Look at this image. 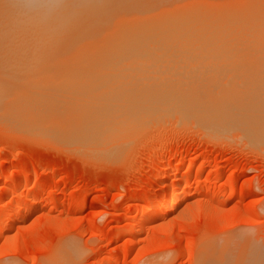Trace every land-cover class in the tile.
<instances>
[{
    "label": "rangeland",
    "instance_id": "rangeland-1",
    "mask_svg": "<svg viewBox=\"0 0 264 264\" xmlns=\"http://www.w3.org/2000/svg\"><path fill=\"white\" fill-rule=\"evenodd\" d=\"M205 1H201V4L202 2L204 3L203 6L208 5L210 2L209 0L206 1L207 3ZM229 1L227 0V2ZM233 1L231 0L229 2L231 5L229 4L230 6H227L228 9L225 6L228 3L223 2V6L220 4L222 9L225 8L223 10L221 9L223 12L216 11V13H213L214 18L211 16L212 14L209 17L211 16L210 18L214 20L213 23L215 25L220 22L219 25L224 27L218 25L219 29L221 28V31H224L222 32L223 35L228 36L231 32L236 36L241 34L240 31L247 30L250 33L254 25H259L258 23L263 17V15L260 17V15L264 13V7H261L264 5V0H256L257 2L255 0H235L233 7L235 6L237 9L232 7ZM212 2L214 0L210 3ZM217 2L221 1L218 0ZM236 2L239 4L238 6H236ZM209 8L211 7L206 9ZM239 10H241L239 13L242 15L240 14L238 16L236 12ZM208 12L210 11L208 10L206 13ZM259 12L261 13L260 15ZM225 14L227 17L231 15L230 18L225 17ZM232 14L234 16L236 14L238 20H236L237 17L232 19ZM209 17H207V21L210 19ZM217 19L219 20L217 21ZM224 21L227 22L224 23ZM234 23L236 25H233ZM214 27L216 28V26ZM230 28L232 31L229 30ZM233 28L235 29L233 30ZM235 30L237 32L239 31V33L235 32ZM256 33L252 38H255ZM232 36L229 38V35L227 38L232 39ZM243 36L247 38L245 35H241V37H237L238 41L241 42L240 39ZM220 37L219 40L222 41ZM256 37L258 38V35ZM249 38L245 42H248ZM74 40L76 41V39H64V42L57 44L53 51L52 48L49 49L52 54L55 53L58 55L54 61L58 62L62 58L64 60L68 54L77 58L79 56V58L86 56V47L80 45V43H83L81 41L82 39L78 41H81L79 44L74 43ZM76 45L78 46L77 48L75 47ZM59 46L64 48L61 49ZM240 46L237 47L236 51V47H224V49L223 47H174L172 48L174 49L173 51L171 48H168V50H166L167 48H163L158 52L160 54L163 52L160 57L162 59L158 57L157 60L156 58L155 60L157 62L155 60H145L144 64L139 63L141 66L134 62L138 67L133 64L136 67L133 70H130L132 66L129 65L128 70L134 71V73L135 71L141 72L137 73L139 78L134 79L131 77L133 78L131 80L128 77L127 83L122 78L126 84L130 85L133 80L137 79V82L133 81L132 87H134L141 78L142 81L140 80V83L136 87L138 89H142L143 86L146 88V77L152 72L153 74L147 77L149 81H147L146 85L148 84L149 87L150 82L152 83L153 81L156 83L158 81L159 84L157 86H160L156 89V85L153 86L154 84L152 83L153 87L151 86L150 88L151 93L154 88V91H157L161 87L167 89L168 93H175L176 91L180 93H172L174 98H170L172 94L169 93V96H167L162 93L164 92L163 90L160 93L158 92L159 96L162 93L163 96L161 97L163 98H158L160 101L157 98V100L153 98L154 100L152 102L156 106L150 101L152 98L149 100L150 102L147 101L152 94L155 95V92L152 94L149 92L151 95L148 97L149 93L147 94L144 91L147 94L145 97L144 92L140 89L139 91L141 92L139 93H143V97L141 94L139 98L136 95L138 98V101H136L137 99H132L136 97L133 96L136 93L132 96L128 94L125 96V100L126 98L128 100L126 102L123 97L125 94L121 96L119 93L122 104H124L123 102L126 103L125 108L131 105H127L128 102L135 105L132 104V107H134L132 109L129 108L133 113L127 109L128 113L130 112L129 115H132L129 116L127 113L122 114L125 112L123 110L120 111L121 114L117 112L120 114H117L118 116L116 113L115 116L113 114L114 119L110 115L108 119L104 117L106 120L113 119L110 120L112 121L111 123H107L113 124L111 128H114L112 129L114 133L110 130V125L108 126L105 121L107 124H104L106 126L105 130L107 128L108 130L106 132L101 130L103 135L99 132L100 135L97 136L95 134L96 136L94 135L89 142L87 140L80 142L81 145L79 143L77 145L75 141L74 145L72 140L64 139L67 135L64 138L57 135L56 138H53L55 135L47 132L40 133V131H35L36 129L29 131L31 127L26 126L25 121H23L22 125L21 120L7 119L6 121L5 118V121H3L1 117L0 264H264V140H257V137H255L253 139H255L256 143L252 141V138L248 139L250 136L249 131L246 129L245 131L243 130L246 126L245 123L248 122H246L247 116L251 118L253 115L256 116V118L253 116L254 120L250 118L249 124L252 121L254 123L255 120L260 121L264 119H259V117L264 115V106L261 105L264 104V98L262 97L264 93L261 92L258 94L260 92L259 89L256 92L257 86L259 88L264 86V84L258 85L259 83H264V78L262 79L264 75V62L262 64H259L260 62L254 64L253 62L248 63L249 61L247 60L249 57L246 59L247 55L242 54L244 57H240L241 54L239 51L241 52L244 48V46ZM82 47L84 48L82 49ZM73 48L76 49L73 50ZM245 48L247 50L249 49L248 46ZM70 49L72 50L70 51ZM190 49L191 52H189ZM49 50H46L47 53L43 50L45 55L41 53L42 51L39 52L41 55H37L38 52H25L22 55H11L13 58L10 60L7 59L11 58L10 56H0V87L3 86L2 88H6L8 84L11 85L12 83V81L9 83L6 81L11 76H5L7 75L5 74L7 73L6 70H9L8 72L10 73L14 72L18 74V78L22 80L23 78H27V83H29L28 80H33V77V81L43 79L42 76L45 79H47L46 76L50 78L52 72L51 76L48 73L52 70L48 68V64H50L48 60L51 59L53 61L52 59L55 54H51L53 57L51 58V52ZM64 50L65 52H63ZM184 50L185 52L188 50L187 52L191 55L186 53V56L191 58H195L196 56V59L199 61L184 62L182 58L189 59L182 55ZM198 50H202V54L201 51L200 54L203 57H205L204 52H206V56L212 55V53H217L216 55L220 56H218L219 58L217 60L215 56L213 58L210 57L212 61L209 59L202 60L203 57L199 56ZM237 50H239L238 54L240 55L236 54V58L240 60L235 57L229 60V56L226 55L231 52L233 56L235 52L237 53ZM250 50L245 52L250 54L252 53ZM222 51L226 55L223 56ZM233 51L235 52L233 53ZM260 51L262 50L259 49ZM175 52L176 54H174ZM194 52L197 53L195 54ZM179 54L183 56L181 58L183 61L181 60V62L177 61L180 59V57L177 59ZM249 54L248 56H250ZM168 56L170 59L173 57L174 61L169 60L167 63L168 60L166 58H169ZM1 58L2 61H5L6 66L9 61H11L9 65L14 63L16 58L15 63L20 66L18 59L26 58L24 62L21 60L23 63L21 65L23 67L25 66L24 68L29 71L27 72L23 68L25 72L21 70L19 74L17 71L19 66L17 67V64L14 63L15 68L14 65H12L13 67L11 65V67L9 65L6 67L2 65L4 62L1 61ZM241 58H245L247 62H240L242 60ZM63 60L59 63L63 64L65 62ZM54 63L52 62V64ZM151 63H153L152 66ZM148 64L150 66L147 68ZM157 64L159 67H157ZM118 65L116 64L117 67ZM126 65L123 64L120 66L125 68ZM43 66H48L49 71L46 68L44 70ZM55 66L52 65L54 70ZM142 66L145 68L142 69ZM59 67L60 69L63 68L60 65ZM150 67L151 69L149 70ZM4 68H6L5 73ZM146 68L147 70H145ZM157 68L160 71H156ZM257 69L258 71L254 73L253 71ZM125 70H127V67ZM145 71H148V75ZM250 71L253 74H259V79L253 77V74L250 76ZM261 71L263 73L260 74ZM30 72L33 75H31V78L29 76ZM142 72L145 73L146 77L145 75H140ZM163 73L168 75H165L166 78L164 79L161 78L164 77ZM24 74L25 77H20ZM27 74L29 77H26ZM13 75L8 80H12L14 78ZM153 76H156L155 79H150ZM180 76L183 77L180 78ZM251 77L257 78V80L254 82V79ZM167 78L168 80H166ZM14 79L16 80V78ZM128 79L130 82H128ZM185 80L191 81L187 82ZM244 80H247L246 82L252 80L254 83L251 85L258 81L253 88L251 87L252 89L255 88L256 96H252L255 94L252 92L250 94L251 96L249 95L248 97L246 90L250 83L248 82L246 84L245 82L244 84ZM166 81H169L171 84L168 82L167 85L164 84L163 86L162 83H166ZM125 83L121 85L125 87ZM140 84L143 86L141 85V87ZM180 84L183 85L179 86ZM11 86L13 87V84ZM11 86L8 87V91L7 88L5 91L0 90L1 98L5 96L6 92L10 93ZM188 86L189 88L187 89ZM245 88L247 89L245 90ZM228 89L229 91L227 92ZM261 90L264 91V88ZM136 92L138 93V90ZM238 92H243L246 96L244 97L243 93L242 95L241 93L237 95ZM187 93L192 94L186 95ZM176 94L179 96L182 95L181 97L177 95L179 98L176 96L178 101H176ZM226 96H232V98L229 99ZM144 97L146 99H143ZM165 97H167L166 100ZM188 97L193 99V102L191 100L189 101V103L191 102L190 104L187 103L189 100ZM207 97L208 99L211 97L209 100L211 103L209 104V101H207L208 104L204 105L203 103L206 102L205 99ZM235 97L239 100H236ZM246 97L248 99L250 97L255 99L251 100V102ZM256 97H258V101L255 102ZM244 98L248 100L247 103L250 104L248 106L252 107V110L250 108L251 111L245 107L246 102L244 103L243 101L246 99ZM170 99H173L174 102ZM221 99L224 103L221 102ZM120 100L118 99L117 101L119 102ZM142 100H145L147 104L150 103L151 106L150 104H145V108ZM202 100L205 101L201 102ZM259 100L261 103L257 105L260 102ZM198 101L201 103L199 106ZM227 101L228 103H226ZM239 101L245 104L244 106L242 105L245 110L241 104H238V107L235 106L237 103H240ZM165 102L168 103L166 104ZM216 103L217 105H215ZM253 104H256L254 108ZM140 105H143L144 110H142ZM212 105L215 106L213 107ZM184 106L188 109H185L187 112H184L185 114H183V111H185ZM217 106L220 112L215 109ZM150 107L154 109L150 110ZM168 107L170 109L172 107L174 112H172V109L169 111ZM196 108L199 110L198 114L195 113L197 111ZM233 108H235L234 110L236 108H243L242 110L244 112L238 109L236 111L240 114L233 112L231 115L234 116L230 118V113L233 111ZM255 108H258L259 116L257 111L253 114V110H256ZM209 109H213V113L211 112L213 117H211L210 113L205 114L210 111ZM189 110L193 111L194 115ZM214 110H217L216 115L214 114ZM246 110L248 112L245 113ZM227 112L229 113L225 115ZM250 112L252 115L249 114ZM218 113L221 115L219 116ZM242 113L246 114V116L243 117L244 114ZM125 114L128 115V119L134 118L133 120L130 119V124L127 122L129 121L128 119H126V122L124 121L126 124H121L123 123L121 122L122 119H125L123 118ZM104 116L108 115L105 114ZM216 116L219 117L217 118ZM222 116L223 118H221ZM121 117L122 119L119 120ZM227 117L233 120H227ZM220 118L222 120L225 118V123ZM115 119L116 121H114ZM211 119L214 120L211 121ZM19 121H21L20 125H16ZM226 121H229L227 125ZM233 121L239 123H235V125L232 123ZM261 122L264 125V120ZM44 130L47 131L46 129ZM107 132L111 135L109 134V136ZM67 134L68 137H71L70 135H74L75 133L69 132ZM101 135L102 138L99 141ZM103 136L105 137L104 140ZM94 137L96 139H93ZM82 143L84 144L82 145ZM160 187H163L165 193H169V196L161 203L155 200ZM168 197L170 200L173 198L174 200L176 199V202L169 207L170 209L167 207ZM148 205H150V208L154 207L159 210L157 216L149 219V222L139 218L141 211L148 207ZM135 226H139L137 231L132 230Z\"/></svg>",
    "mask_w": 264,
    "mask_h": 264
},
{
    "label": "bare ground",
    "instance_id": "bare-ground-1",
    "mask_svg": "<svg viewBox=\"0 0 264 264\" xmlns=\"http://www.w3.org/2000/svg\"><path fill=\"white\" fill-rule=\"evenodd\" d=\"M201 1L202 0H0V56L1 57H7V56L11 57V55L14 56L15 54H21L22 55V53H25V52H30V53L38 52L37 53V55H38L40 51H42L41 53H44L43 50H45V52L47 53L46 50H49L52 48V51H53V49L56 48L57 44H61L64 42V39H68V40L69 39H76V41L74 40V43L76 42V44H79L81 41H83V43H80V45H84L87 49L86 56H83L81 54L83 56L81 58H79L80 56L77 58V57H74L72 55L70 56L68 54L67 55L68 60H67V57L64 60L62 58V60L65 61V62H63V64L59 63L62 60H58V62L54 61L58 55L55 53H54L55 55L52 54L51 50H49L51 52L50 55L51 54L54 55V58L51 55V58H53L52 59L53 61H51V59H49L48 61L50 62V64H48L49 67L47 66L49 68V70H52V71H49L46 66H43L44 70L46 68V70L49 71L48 74L50 76H51V72H52V76L50 78H48V76H46L47 79H45V77L42 76L43 79L33 81L34 80V77H33V80L31 79V81H33V82L28 80L29 83H27V78H23V80H22V79L18 78L19 77L18 74L14 73V72L10 73V72H8L9 70L8 71L6 70L7 73H5L6 68H4V73L7 74V75H5V74L4 75L7 77L8 75L12 76L14 74L13 76H14V78H16V80L14 78H13L14 80L13 79L8 80V79H11V76L8 77L6 80V81H8V83L10 81H12L11 85L13 84V87L10 84H8V87L11 86L10 93L6 92L8 94L5 93L4 97H2V98L0 97V119L2 117L3 121H5L4 120L5 118H6V121H7V119L8 120H21L22 125H23V121H25V125L31 127L29 131H33L36 129L35 131H40V133L41 132H47L51 135L52 134L55 135L53 138H56V135L61 136L62 138H64L67 135L64 139H67L69 141L72 140L73 144L75 141V142H77L76 143L77 145H78V143L81 145L80 142H82V141L85 142L84 140H87L89 142L95 134H97V136L100 135L101 130L102 131L104 130L106 132L108 130V128H107V130H105L106 126H104V124H106L107 122L108 123L112 122L110 120L114 119L112 116L113 114L115 116V113L117 115L118 113H120V111L125 110V112H123L122 114L127 113L129 115V113L132 111L129 108L132 109L135 105L133 103L128 102L127 105L131 104L130 105L131 107L127 106L128 108H125L126 107L125 102L127 100V98L125 100L126 95L131 94L130 96H132L134 93H136L133 96L138 95V98H139L140 97L139 95L141 94L139 92L146 91L147 94L149 92L151 93V91H150L151 86L153 84H154L153 86H155V85L157 86L159 84L157 79H156L157 84L152 81L153 84L150 82L151 84L149 83V85H150L149 87H148V84L146 85L147 81H149L147 77L150 76V74H153L152 72L150 73V71H149V73H150L149 75H148V71H145V72H147L146 73L148 75L147 77H146L145 73H143V72H142V74H140L141 76L145 75V77L147 79V81L145 80V82H146L145 86H146V88L148 87L147 89L142 84H140V86L141 85L143 86L142 89L141 88L138 89L136 87V86H138L137 84L140 83V80L142 81L141 78L139 79V82L137 84H135V86H134L135 88L132 87L133 83H134L133 81L137 82L138 81L137 79H136L137 81L133 80L130 83V85L126 84L127 83L126 81H127L128 77H130L129 79H131V80L133 78L134 79L139 78L137 73H140L141 71H139V72L135 71V73H134V71H130V70H133V68L135 69L136 67H138L139 63L144 64L145 60L146 61L147 60L154 61L156 58L158 60V57L160 58L161 54H163V52H161V54L158 53L160 49L167 48L166 50H168V48L172 49L174 47H178V48L179 47H185V48H189V47L190 48H192V47H194V48H196V47H198V48L199 47L200 48L201 47L202 48H205V47L206 48L223 47V49H224V47H226V48L236 47L235 48V51H236L237 47L240 45L244 46L243 50L246 49L245 47L248 46V48H249L248 50L253 48L250 50L252 52L250 54L245 52V51L248 52V50L246 49L244 51L242 50L241 52L239 50H237V53L235 51H233V53L235 52V54L233 56L231 55V52H232L231 50H230L231 52H229V54H227V55L225 54L224 51H222L223 52L222 55L223 56L224 55L229 56V60H230V58H233V57L236 58V56H237L236 54H238V51H239V53L241 54L240 57H244V55L245 56L247 55L246 59L248 57L249 58L251 57V59L248 58V60H247V61H249L248 63L253 62V64H254L256 62H258V63L260 62L259 64H262L264 62V13L261 14L260 13L261 11L259 12V15L261 14L260 17H262V15H263V17L260 20V22L258 23L259 25H257V26L254 25V27L251 29V32H250V33H253L254 31H256L257 33L254 32L253 34H250V33H248L249 30H247V31H243V32L240 31L241 34L235 36L230 32V31H232L230 28L229 29L230 34H228V36L230 35L229 38H231L232 35L234 37L232 36V39H229V38H227L228 36L222 34V32H224V31H221V28L219 29L218 25L220 24V22H218L219 24L215 25V23H213L214 20H212L210 18L211 16L214 15L213 13H216V11L223 12L222 10L225 8L222 9V6H223L222 3L227 2V0L226 1L225 0H219L221 2H217L218 0H214V2H212V3H210L212 0H209L210 1L208 4L209 6L208 5L203 6L204 1L202 2V4H201ZM206 1H208V0H206ZM229 2H227L228 4L225 5L226 8H227V6L231 5ZM234 2H235V0L232 2V7H233ZM220 4L222 5L221 7H220ZM235 4H237V2ZM258 4H260V3H258ZM238 5L239 4H237L236 6H238ZM248 5H250V4H248ZM261 5H262V3H261ZM207 6L211 7V8L206 9V8H208ZM217 6H218V8H217ZM261 7H264V5ZM204 8H205V10H204ZM201 9H202V11H201ZM208 10L212 13H210V12H208L209 14L206 13ZM240 11L241 10L236 12V14L238 13V16L241 14V13H239ZM205 13H206V15L208 14L207 17H209V15L212 14L209 17L210 19L208 18L210 21L209 20L207 21V17L205 15ZM228 13H229V11H228ZM236 14H235V16L232 14L233 17H231V18L233 19L234 17H237L236 20H238V16ZM201 16L204 19L206 18V20H204ZM230 16L231 15H229L228 17L230 18ZM214 17L215 16H213V18ZM225 17H227V15ZM227 18H226V20H228ZM239 18H241V17H239ZM232 19H231V21H232ZM218 20L219 19H217V21ZM225 22H227V21H224V23ZM238 24H239V22H238ZM233 25H236V24L234 23ZM214 26H216V28H218V29H216ZM220 27H223V26L221 25ZM235 28H233V30ZM222 30H224V29H222ZM238 30H240V29L238 28ZM202 32H204V33H202ZM215 32H221V33L216 34ZM235 32H237V31L235 30ZM237 33H239V31ZM255 33H256V36L258 35V38L256 36H255V38H252L255 35ZM248 34L251 35L250 38H249L250 35L247 36ZM241 35H245L247 38H249L248 42L247 41L245 42V40L247 38H245L244 36H243L244 39L243 38L240 39L241 42L238 41V38H239V36L241 37ZM219 37L222 39V41L219 40ZM79 38L82 39L80 42H78L80 40ZM251 38H252V40H251ZM38 47H41V48H38ZM75 47L77 48L78 46L76 45ZM58 48H57V50H58ZM63 48L64 47H62L61 49H63ZM76 48H73V50ZM83 48L84 47H82V49ZM259 49L262 51L259 52ZM71 50L72 49H70V51ZM173 50L174 49H172V51ZM256 50H257V53H256ZM187 51L188 50H186V52H185V50L183 52L182 51H180V52H182V55H184V57H185L186 53H188L190 55L189 52H191V49L189 50V52H187ZM200 51L202 54V50H200ZM200 51L198 54H199V56L203 57V55L200 54ZM63 52H65V50ZM208 52H210V51H208ZM30 53H28V54L30 55ZM41 53L39 55H41ZM194 53L196 54L197 52H194ZM204 53H205L204 56L206 58L203 57L202 60L203 59L211 60L210 57L213 58L214 56H215V58L217 57L216 58V60H217L219 58L218 56H220V55H216L217 53H215V54L212 53L213 56L212 55L206 56V52H204ZM71 54H72V52H71ZM73 54H75V53L73 52ZM174 54H176V52ZM219 54H221V52H219ZM240 54H238V55H240ZM242 54H244V55H242ZM248 54L250 56H248ZM253 54H255V55L253 56ZM44 55H45V53H44ZM180 55L181 54H179V56L176 55V56H178L177 59H179V57H180L179 60L175 59L178 62H181L182 59H184V62L185 61L186 62L187 61H191V62L192 61H199L196 59V56H195V58L194 57L191 58V57L186 56L187 59L189 58L188 60H186L185 58H182L183 56H180ZM13 56L11 58H7V59L10 60L13 58ZM20 56H19V58H20ZM60 56H63V55H60ZM60 56H59V59H60ZM173 57H175V55H173ZM173 57L171 59H170V57L166 58V60H168L167 63L169 62V60L173 62L174 61ZM215 58H214V60H215ZM3 59H5V58H3ZM7 59H6V61H7ZM25 59L22 58L21 59L22 62H24ZM160 59H162V58H160ZM160 59H159V61H161ZM236 59H239V58H236ZM241 59L242 60L240 62H242V61L247 62L245 58L244 59L241 58ZM16 60H17V58H16ZM16 60L14 61V63L16 62ZM18 60L20 61L19 62L20 66H22L23 63L21 62L20 59H18ZM157 60H155V61L157 62ZM1 61H2V58H1ZM2 62H4L2 65L6 66L5 61L3 60ZM10 62L11 61L8 62V65ZM52 62L53 63L55 62V63L52 64ZM134 62H136V64H138V65L134 64ZM14 63H12L10 65L11 66L14 65ZM21 63H22V65H21ZM64 63H65V65H64ZM15 64H17V63H15ZM51 64L54 66L55 65L57 66V67L55 66V70ZM116 64L117 65L119 64L118 67L116 66ZM123 64H127L125 66V68L127 67V70H125V68L120 66ZM159 64H161V63H159ZM8 65L6 67H8ZM10 65H9V67H11ZM59 65L62 66L63 68L60 69ZM129 65L132 66V68L130 70H128ZM152 65H153V63H151V66ZM263 65H264V63H263ZM18 66L19 65L17 64V67ZM20 66L18 68L16 67L18 73H19V71L23 70V68L25 67V66L24 67L22 66L20 68ZM139 66H141V65H139ZM149 66L150 65L148 64L147 68ZM58 67H59V69H58ZM157 67H159V65ZM14 68H15V65H14ZM19 68H20V70H19ZM139 68H137V69H139ZM144 68L145 67H143L142 69H144ZM147 68L145 70H147ZM150 69H151V67L149 68V70ZM260 69H263V68H260ZM25 70L27 71V69H25ZM44 70H43V72H44ZM157 70L160 71V69H158V68L156 69V71ZM156 71H155V73H156ZM256 71H258V69L254 70L253 72L255 73ZM263 71H264V69H263ZM263 71H261L260 74L263 73ZM23 72H25V71L23 70ZM8 73H10V74H8ZM38 73H39V71H38ZM159 73H161V72H159ZM189 73H192V72H189ZM167 74H169V73H167ZM177 74H178V72H177ZM185 74H187V73H185ZM252 74L253 73L250 71V76ZM16 75H17V77H16ZM31 75H32V73L30 72V75H29L30 78H31ZM39 75H40V73H39ZM163 75H164V77H161L163 79L166 78V76H168L164 73H163ZM29 76H28V74L26 75V77H29ZM20 77H25V74L23 76H20ZM131 77H133V78H131ZM155 77L156 76H153L150 79L154 80ZM178 77H177V79H178ZM182 77L183 76H180V78H182ZM253 77L258 78L259 74H253ZM122 78L125 80L126 83L124 82V80ZM175 78H176V76H175ZM257 78L256 79L252 78V79H254L253 81L255 82L257 80ZM263 78H264V75H263L262 79ZM144 79H143V81H144ZM262 79H261V82H262ZM166 80H168V78ZM171 80H172V78H171ZM171 80H170V82H171ZM185 81H187V80H185ZM188 81H191V80H188ZM246 81L247 80H244L243 83L245 84ZM253 81L252 80L250 82L248 81L250 84H248V82H246V84H248V86H249V87L247 86L248 89L245 88V90L247 89L246 91H247L248 97L252 92L255 93V91H254L255 88L254 89H252V88L255 86L256 83H258V81L255 84L251 85L252 83H254ZM263 81H264V79H263ZM128 82H130V80ZM168 82L169 81H166V83H162L163 86H164V84L167 85ZM173 82H172V84H173ZM118 83H119V85H121L123 83H125L126 85H125V87H124V85L119 86V85H117ZM177 83H180V82H177ZM190 83H193V82H190ZM263 84L264 83L262 82V83H259L258 85L260 86ZM181 85H183V84H180L179 86H181ZM185 85H186V83H185ZM188 85H190V84H188ZM193 85H195V84H193ZM156 86H155V88L157 89L160 85L157 87ZM191 86H192V84H191ZM239 86H241V85H239ZM2 87L3 86L0 87L1 91H5L6 88L8 91L7 86H6V88L5 87L2 88ZM128 87H130V88L128 89ZM197 87H198V85H197ZM241 87H245V86H241ZM126 88H127V90H126L127 92L125 91ZM161 88L157 91H154V89H153L152 91L155 92V95H153L152 94L153 92H152L151 93L153 95V97H152V95L149 93L148 97L150 95H151V97L148 98L147 101L152 102V100H154L156 98L162 99L163 98V97H161V96H163L162 93L166 94L167 96H169L168 95L169 93L170 94L173 93V92L168 93L167 89H164V88L161 89ZM188 88H189V86L187 87V89ZM250 88H251V90H250ZM262 88H264V86L260 87V88L257 86L256 92H258L260 90V92H258V94H260L261 92L264 93V91L261 90ZM140 89H141V91H139ZM239 89H240V87H239ZM122 90H124L126 93ZM131 90H132V92H130ZM136 90H138L139 94L136 92ZM162 90L164 92H162L159 96L158 94ZM225 90H226V88H225ZM128 91H129V93H128ZM228 91H229V89L227 90V92ZM146 92H144V94ZM156 92H157V95H156ZM119 93L121 96L123 94H125L123 96L124 100H125V102H123L124 104H122V102H121L122 99L120 100L121 96L119 95ZM175 93H173V94H175ZM177 93H180V92L178 91ZM240 93L238 92L237 95H239ZM242 93H241V95H242ZM147 94H145L144 96L146 97ZM173 94L170 98L173 97ZM188 94L191 95L192 93H187L186 95H188ZM177 95L178 94H176L175 97ZM256 95H257V93H255L252 96H256ZM181 96L182 95H180L179 97H181ZM224 96H223V98H224ZM228 96H226V97H228ZM245 96H246V94H244V97ZM142 97H143V95H142ZM145 97L143 99H146ZM189 97L191 98V96H189ZM189 97H188L189 100L188 101L186 100L188 104L191 103V102L189 103L190 100L193 102V99H190ZM226 97H225V100H226ZM258 97H256L255 102L258 101L257 100ZM262 97L264 98V94H262ZM262 97H261V99H263ZM138 98L136 96L132 99L133 100L137 99L136 101H138ZM166 98L167 97H165V100H166ZM178 98L176 101H178ZM183 98H184V96H183ZM193 98H195V97H193ZM197 98H198V96H197ZM220 98H222V97H220ZM228 98L231 99L232 96L228 97ZM246 98H244V99H246ZM118 99L120 100L119 102L117 101ZM128 99H130V98H128ZM207 99H208V97L205 99L206 102L203 103L204 105L208 104L207 101H209L211 99V97H209L208 100ZM235 99H236V97H235ZM247 99L245 101H243V100L242 101L244 103L246 102L245 107H247V109L250 110V108H251V110H252V107L248 106L249 103H247V101L248 100L251 101L255 98L252 99V97H250L248 100ZM170 100H172V102H174L173 99H170ZM236 100H239V99H236ZM186 101H184V102H186ZM204 101L202 100L201 102H204ZM145 102H146L145 100H142V103H144V105L150 104V103L147 104ZM221 102H223V100ZM153 103L154 102H152V104ZM195 103H197V102H195ZM210 103L211 102L209 101V104ZM226 103H228V101ZM232 103H230V104L233 106ZM242 103L240 102V103H237L236 105L235 104L234 105L236 107H238L237 106L238 104H241V106L242 105L244 106L245 104L244 103L242 104ZM260 103H261V101L258 102L257 105ZM132 104L134 105L133 107H132ZM146 105L144 106L145 108H146ZM199 105H201L200 102H199L198 106ZM215 105H217V103ZM225 105H224V107H225ZM261 105L264 106V104H261ZM140 106L142 107V110H144L143 105H140ZM150 106H151V104H150ZM155 106H156V104H155ZM186 106H188V105H186ZM209 106H211V105H209ZM255 106H256V104L255 105L253 104V108ZM162 107H163V105H162ZM168 108H169V111L172 109V107H171V109H170V107H168ZM221 108L223 109L222 106H221ZM127 109L130 110L129 113H128ZM149 109L153 110L154 108L151 109V107H150ZM157 109H158V107H157ZM185 109H186V107L184 108V110ZM196 109H195V111H196ZM215 109L219 110L218 106ZM234 109L235 108H233V111L230 113V118L234 116V115L233 116L231 115V114H233V112L235 114H238L239 112L236 110L241 109V108H238V109L236 108V110H234ZM257 109L253 110L254 112L252 111L253 114L256 113ZM259 109H261V108L259 107ZM162 110H165V109H162ZM178 110H180V109H178ZM186 110H188V109H186ZM186 110L183 111V114H185L184 112H186ZM212 110H210L209 112H206L205 114L210 113V115H211L213 113ZM217 110L216 111L214 110L215 115H216ZM244 110H245V108H244ZM244 110H242V112H244ZM156 111H158V110H156ZM189 111L192 112V114H193V111H191V110H189ZM172 112H174L173 109H172ZM198 112H199V110L197 109V111L195 113L198 114ZM219 112H220V110H219ZM221 112H223V111H221ZM246 112H248V111L246 110L245 113ZM258 112H259V110L257 111V114L259 116ZM132 113H133V111H132ZM201 113L204 114L203 112H201ZM228 113L229 112H227L226 114L224 113V114L227 115ZM105 114H107L108 116H104ZM120 114H118V115H120ZM127 114L123 115L124 117L122 116L123 118H125L124 120L122 119V117L120 119L117 118L119 120L122 119L121 122H123V123H121V124H124L127 121L126 120V119H128ZM202 114H201V116H202ZM242 114H244V113H242ZM249 114H251V112ZM109 115L113 119L111 118L110 120H106V119H108ZM131 115L132 114H130L129 116H131ZM212 115H211V117H213ZM218 115L220 116L221 114L218 113ZM184 116H187V115H184ZM245 116H246V114L243 115V117H245ZM253 116H252V118L247 116L246 122L248 121L247 122L248 124L245 123L246 126H245V128L243 127L244 128L243 130L244 131H245V129L248 130L250 133V136H252V137L249 136L248 139H250V138L253 139V138L257 137V140L258 139L264 140V125H263V122H261L264 119H261L260 121L258 120L259 122L257 120H255L254 123H252L253 122L252 121L249 124L250 118L251 119H253L254 117L256 118V116H254V117ZM104 117L105 118L107 117V118L105 119ZM206 117H207V115H206ZM195 118H196V116H195ZM221 118H223V116ZM230 118L227 117V120H229ZM240 118H242V117H240ZM260 118H264V115L262 117H259V119ZM130 119L133 120L134 118H129L128 119L129 121H127V122H129L128 124H130ZM224 119L223 120L221 119L223 121V123H225V120H226V119L225 120ZM236 119H237V117H236ZM213 120L211 119V121H213ZM232 120L233 119H230V121H232ZM21 121H19V123L18 122L17 123L14 122V123H16V125L17 124L20 125ZM105 121H106V123H105ZM114 121H116V119ZM207 121H209V120L207 119ZM216 121H218V119H216ZM216 121H215V123H216ZM239 121H240V119H239ZM243 121H244V118H243ZM227 123H229V121L228 122L226 121V125H227ZM232 123L235 124L236 122L233 121ZM238 123H236V124H238ZM6 124H9V123L7 122ZM199 124H200V122H199ZM22 125H21V127H22ZM109 125H110V130L113 132L112 129H114V128L113 127L111 128V126H113V124H108V126ZM239 125H242V124H239ZM12 126H13V124H12ZM103 126H104V128H103ZM115 126L117 127V125H115ZM222 126H225V125H222ZM22 128H24V127H22ZM31 129H33V130H31ZM44 129H46L47 131H45ZM25 130H26V127H25ZM241 130H242V127H241ZM69 132H73L75 134L70 135L71 137H68L67 133H69ZM107 133H108V135L110 134L109 132H107ZM101 134L103 135V132ZM102 135L99 138L100 140L98 139L99 141H101ZM108 135H107V138H108ZM104 136H106V135H104ZM104 136H103V140L105 138ZM244 136H246V135H244ZM61 137H60V139H61ZM93 139H96V138L94 137ZM67 140H65V141H67ZM106 140H108V139H106ZM252 141H255V139H253ZM88 142H86V143H88ZM83 144L84 143H82V145ZM77 149H79V148H77ZM164 186H166V185H164ZM157 193L158 194H157L155 200L157 202H160V203L164 202L165 199L167 198V196H169L168 195L169 193H165V191L163 190V187H160ZM167 200H168V205H167L168 208L173 203L176 202L175 201L176 199L174 200V198L170 200L168 197ZM149 206L150 205H148V207L144 208L142 211L140 210L141 213L139 214L140 215L139 218H142L143 220L148 221L149 219L153 218L154 216H157V214L159 213V210L155 209L154 207L150 208ZM165 209H166V207H165ZM138 228H139V226H135L132 230L137 231Z\"/></svg>",
    "mask_w": 264,
    "mask_h": 264
}]
</instances>
